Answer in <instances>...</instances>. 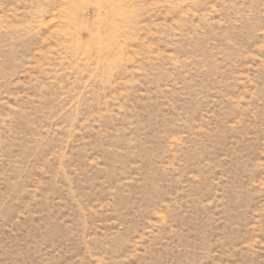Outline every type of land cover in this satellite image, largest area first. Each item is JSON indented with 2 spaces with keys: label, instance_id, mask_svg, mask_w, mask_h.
<instances>
[{
  "label": "rangeland",
  "instance_id": "obj_1",
  "mask_svg": "<svg viewBox=\"0 0 264 264\" xmlns=\"http://www.w3.org/2000/svg\"><path fill=\"white\" fill-rule=\"evenodd\" d=\"M0 264H264V0H0Z\"/></svg>",
  "mask_w": 264,
  "mask_h": 264
}]
</instances>
